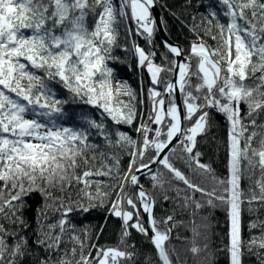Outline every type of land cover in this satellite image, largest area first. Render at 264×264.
I'll return each mask as SVG.
<instances>
[{
  "label": "snow or ice",
  "instance_id": "6c2138e0",
  "mask_svg": "<svg viewBox=\"0 0 264 264\" xmlns=\"http://www.w3.org/2000/svg\"><path fill=\"white\" fill-rule=\"evenodd\" d=\"M155 2L119 0L117 5L115 0H0V182H3L0 186V216L12 223L19 221L23 224L22 216H18L15 209H23L25 196L39 192L47 203L52 196L50 189L59 187L63 190L73 180L84 185L82 191L89 201L98 200L99 205L103 206L105 198L110 197V193L101 191L99 181L96 182L95 195L85 191L93 183L89 177L110 175L112 166L104 165L108 168L107 172L89 168L81 175L76 174L75 170L80 166L77 158L87 165L89 161L85 152L98 146L88 143L90 133L87 128L60 123L66 115L63 106L68 101L57 98L55 90L49 87L47 81L58 78V82H62L74 98L101 110L115 124L131 125L137 116L136 108L118 98L123 95L135 101L137 96L126 82H120L114 77V70L108 64L109 60L117 59L111 53L118 46V25L130 19L135 24L134 34L143 37L149 45L148 50H145L133 41L132 51L138 67L146 68L149 73L151 84L160 83L161 72H174L177 68L179 79L166 82L164 94L153 87L148 89L152 103L148 119L158 127L152 129L146 122L140 124L136 131L143 134L142 145L119 130H115L116 139H113L102 120L97 121L81 113L80 120L88 128L96 129V134L102 136L109 146L135 148L130 153L132 159L119 185L120 191L116 192V199L108 201L109 214L121 221L119 244L129 247V229H135L150 239L162 264H171L165 242L170 238L172 229L168 224L173 217H166L162 221L165 227L161 229V221H157L153 214L154 197L146 193L142 186L136 189V194L124 191L126 184H129V177L130 186L138 185L135 172L150 169L151 164H160L172 174V179L183 182L192 190L191 194L183 197L185 207L194 206L199 210L205 206H225L230 219L228 251L231 264H241V204L245 199L249 205L253 201L264 203V135L259 141V148H253L251 142L257 133L253 131L245 136L249 124L240 115L241 102L248 106V117L264 109V0H220L227 22L217 19L215 11L209 13L216 20L218 46L212 48L198 37L199 42H193L190 54L185 56L187 62L169 60L163 56L164 63L161 65L154 63L156 52L152 47L154 31L159 27L151 16ZM249 11L251 18L247 14ZM89 14L96 17L91 28L85 24ZM22 29L31 32L26 35ZM126 30L129 37L133 35L130 24ZM212 39L217 40V36ZM164 47L175 57L184 55L181 48L167 41ZM253 57H256L255 61ZM192 58L197 61L195 71L191 70ZM29 65L31 69L43 70L44 76L31 71ZM249 71L253 74L257 71L261 73L257 77L261 83L255 87L244 83L249 78ZM192 77L196 78L197 83H192ZM114 79L117 80L115 87ZM177 90L183 97V112L174 99L166 98L172 97ZM209 109L223 114L229 123L227 179L216 177L209 165L201 163V153L196 150L197 137L205 135L211 126ZM250 124L255 127L256 120L252 119ZM260 127L264 128V125ZM153 131L154 136L150 138L149 133ZM174 139L178 143L169 148ZM149 149L153 154L146 159ZM165 149L169 152L162 156ZM177 153V158L192 172L203 176L205 181L210 178L211 185L193 183L177 169L170 159L172 154ZM109 159L118 165L119 160L115 154ZM243 161H247V164L242 166ZM257 166L262 178L258 182L259 194L250 190L251 195L246 197L240 189L241 178L249 168ZM151 179L154 187H162L164 183L171 185V179H165L161 172L153 174ZM6 189L9 199L5 200L3 197ZM176 191L179 196L181 190ZM12 192L15 195H11ZM195 193L201 194L199 200L195 199ZM163 198L167 200L168 196L164 195ZM95 206L91 203L87 206L81 204L80 208L87 212ZM60 207L64 208L65 216L72 211L63 204ZM6 208L8 212H5ZM141 208L147 214V225L150 228L145 226ZM66 223L62 218L58 225H48L49 231L41 229L37 243L46 246L48 250H58L60 234L65 232ZM57 227L60 234L52 231ZM201 227L206 228L207 225H196L194 235L201 234L197 230ZM149 231L152 235H149ZM9 236L14 241L11 246L7 243ZM73 240L80 248V259L75 260L74 264H120L121 260L130 261L133 257L132 252L121 250L119 246L104 248L95 244L91 246L96 251L95 257L91 256V251L85 256L83 250L87 245L78 237L74 236ZM251 243L264 249V234L259 238L254 237ZM26 246L25 236L19 232H10L0 224V264H17V257L25 255ZM200 250L195 245L191 248L193 253ZM76 254L77 249L72 248V257L75 258ZM6 255L11 259L5 261ZM41 264L49 262L43 260ZM59 264H73V260L61 257Z\"/></svg>",
  "mask_w": 264,
  "mask_h": 264
},
{
  "label": "trees",
  "instance_id": "16d2710c",
  "mask_svg": "<svg viewBox=\"0 0 264 264\" xmlns=\"http://www.w3.org/2000/svg\"><path fill=\"white\" fill-rule=\"evenodd\" d=\"M119 3V0H115ZM161 12V18L165 33L169 40L181 46L184 57L190 54V45L193 42H199L198 37L203 41L215 48L218 46L219 33L216 27V20L210 16L211 11L217 13V19L221 22H227V18L223 14L224 6L221 5L220 0H156L155 2ZM87 11V10H86ZM251 18L250 11L247 13ZM96 17L89 14L85 18V24L90 28L94 26ZM131 25L130 19L127 22H121L118 27L120 35L117 39V45L112 50V57L108 64L114 70V77L126 80L132 91L136 94L137 99L131 101L129 97H125V101L133 104L137 111V116L131 125L128 124H115L106 114H102L101 110L93 108L84 104L79 98H74L62 84V82L47 81L49 87L53 88L56 96L59 99L68 101L63 107L65 109V117L60 121L64 126L87 128L89 135L88 143L97 145L95 149H88L85 155L88 157L89 163L85 165L83 160L79 157L77 162L80 165L76 168L77 175H81L83 171L91 168L93 171L101 170L108 171L105 164L112 166L110 175L91 176L88 179L92 181L90 189L95 195L97 184L100 182V189L103 192L110 193V197L105 198V204L99 205L98 200L89 201L85 196L84 185L77 183L75 180L70 185H67L63 190L59 187L50 189L52 196L48 198L45 203L44 198L39 192H32L25 196L23 209H15L18 216H22L24 223L20 224L19 221L12 223L10 220L0 216V224L10 232H19L27 239V246L24 249L25 255L20 258L17 257V264H41V261L47 260L49 264H59L61 257L66 259L75 260L80 259L79 244L73 240V237H78L87 245L83 252L87 256L91 251V256L95 257L96 251L91 246L95 244L97 247L112 248L120 247L133 253L132 259L121 260L120 264H161L153 247L147 237L137 232L135 229H129L130 235L127 238L129 247L125 248L120 245L121 221L119 218L109 214L110 203L109 200L116 199V192L120 191L119 185L122 178L128 172V166L132 159L131 152L135 151L132 146L120 147L109 146L102 136L96 134V129L88 128L87 124L80 120L81 113L88 114L91 118L97 121H103L106 129L112 133V138L115 137V130H119L127 134L133 140H136L138 145L143 143V134L136 131L142 122H146L152 129L158 127L149 119V113L152 108L151 100L148 96V89L150 87L156 88L162 94L165 90V83L171 81L172 72L163 71L160 73L158 85H152L145 69L138 67L137 58L132 51V42L135 41L139 46L147 50L149 48L145 45L140 36L127 35V25ZM25 34H30L31 30L22 29ZM217 36V40L212 37ZM264 42V41H262ZM152 47L156 52L154 63L161 65L164 63L163 56H167L169 60H173L171 54L160 42L156 32L154 31ZM213 59H216L213 57ZM256 60V57H253ZM27 64V61H24ZM196 59L192 58V71H195ZM169 66L170 65H166ZM29 69L37 74L44 76L43 70ZM261 73L257 71L253 74L249 71V78L244 81L245 84L255 87L261 81L257 79ZM47 80V78L45 77ZM192 83H197L196 78L192 77ZM14 95V94H13ZM255 95V94H254ZM173 99V98H169ZM142 101V102H141ZM181 103L183 108V97L181 96ZM211 112V126L205 135L197 137V148L201 153L200 162L205 163L211 167L214 174L218 178H229L228 160H229V123L225 116L221 113L209 109ZM240 115L245 119V123L249 124L248 131L245 136L255 131L257 135L252 139V147L259 148V141L264 135V109L253 112L251 117H248V106L244 102L240 103ZM27 118H32L28 116ZM252 119L256 120V126L250 124ZM150 138L154 136V131L149 133ZM164 138V137H162ZM243 143V141H242ZM101 153L104 155L102 156ZM113 154L119 160L118 165L112 159H109ZM152 150L146 153V159L151 156ZM251 155V153H249ZM177 154L170 156L173 165L185 174L193 183H200L211 185V179L205 181V178L197 173L192 172L187 165L177 158ZM94 157V159H93ZM258 159V158H256ZM140 163L137 157V164ZM247 161L242 162V166L246 165ZM118 168V171H117ZM157 172L164 174L165 179H171V185L164 183L163 186H153L151 176ZM130 178V177H129ZM261 170L259 166L249 168L242 176L240 181V189L245 196H250L251 191L255 190L259 194L258 182H261ZM140 186L150 196L154 197V216L157 221H161L160 228L163 229L165 225L162 221L172 216L173 220L169 222L168 227H171L170 238L165 242V249L169 255L171 264H231L230 253L228 247L230 244V219L225 210V206L211 208L205 206L196 210L194 206L185 207L183 197L186 194H191L192 190L188 189L183 182L172 179V174L169 173L162 166H158L152 173L143 176L139 179ZM3 182H0V186ZM175 186V187H172ZM176 189L181 190L180 195L177 196ZM124 191L130 194H135V191L126 184ZM11 195H15L12 192ZM164 195L168 196L165 200ZM201 198L200 193H195V199ZM3 199H9L7 189L4 192ZM2 203V201H0ZM18 203V202H14ZM95 204V207H90L87 212L80 208V205L85 206ZM63 204L65 207H70L72 211L64 215V208L60 207ZM126 206V205H125ZM9 210L6 208L5 212ZM66 220L65 232L60 234L59 227L53 229L54 234L61 235V243L59 249L56 251L46 249V246H41L37 243L38 233L49 231L48 225L59 224L61 219ZM206 218V219H203ZM195 220V224H193ZM131 223V222H130ZM175 225L172 227V225ZM206 224V228L197 229L201 234L194 235L193 229L196 225ZM256 224V227L250 225ZM264 203L260 201H253L251 205L245 202L241 204L240 215V236L243 241L241 249V264H264V249L258 245L252 244L254 237L259 238L264 232ZM18 238V237H17ZM13 237H7L9 246L13 244ZM134 245V247H131ZM199 247L201 250L198 253H193L191 248L193 246ZM207 245V247H205ZM76 248L77 254L75 258L71 255V249ZM251 248V250H249ZM67 253V255H66ZM11 259L10 256H5V261Z\"/></svg>",
  "mask_w": 264,
  "mask_h": 264
},
{
  "label": "water",
  "instance_id": "95a60500",
  "mask_svg": "<svg viewBox=\"0 0 264 264\" xmlns=\"http://www.w3.org/2000/svg\"><path fill=\"white\" fill-rule=\"evenodd\" d=\"M151 16H152V19H154L156 21V23L159 25V27L155 30V32H156L160 42L163 44V46H164V42L167 41L168 44L175 45V46H178L179 48H181V46L172 43L169 40V38L167 37V35L165 33V30H164V27H163V23H162L161 12H160V10H159V8H158L156 3L154 4L153 8L151 9ZM171 56L173 57V60H179L180 62H187L185 60L184 55L181 56V57H175V56H173V54H171ZM178 72H179L178 68L175 69L174 72H172V78H171L172 82H175V80L179 79ZM164 93H165V90H164L163 94ZM166 98L169 99L170 97H166ZM171 98H173L175 100V102L179 106L181 112H183L182 103H181V95H180L179 91L177 90ZM166 107H167V105H166ZM177 143H178V141L174 139L173 143L171 145H169V148L176 146ZM168 152H169V150L165 149V152L162 153L161 155L163 156L165 154H168ZM158 166H162V165H160V164H151L150 169H143L141 172H135V175L138 177V185H136V186H130V178H129V184L128 185L135 191V194H136V189L138 187H140L139 179L141 177H143V176H146V175L152 173ZM141 213H142L143 221L145 222V226L150 228V226L147 225V214L143 213L142 208H141ZM153 214H154V208H153ZM149 235H152V233L150 231H149ZM149 241H150V239H149ZM150 243H151V241H150ZM151 245H152L153 250L155 251V253H156V255H157L158 259H159L158 251L155 249V247H154V245L152 243H151ZM159 261L162 264V261L160 259H159Z\"/></svg>",
  "mask_w": 264,
  "mask_h": 264
},
{
  "label": "rangeland",
  "instance_id": "374dc122",
  "mask_svg": "<svg viewBox=\"0 0 264 264\" xmlns=\"http://www.w3.org/2000/svg\"><path fill=\"white\" fill-rule=\"evenodd\" d=\"M129 16H130V10H129ZM130 21H131V20H130ZM145 70H146V68H145ZM146 72H147V70H146ZM147 75L149 76V79H150V75H149L148 72H147ZM118 80H119L120 82H126L127 85H129V83H128L126 80L119 79V78H118ZM150 81H151V79H150ZM116 83H117V80L114 79V80H113V86H114V87H115ZM125 97H126V96L121 95L118 99H119V100H123V101H125ZM213 111H214V109H213Z\"/></svg>",
  "mask_w": 264,
  "mask_h": 264
},
{
  "label": "built area",
  "instance_id": "2783aa9c",
  "mask_svg": "<svg viewBox=\"0 0 264 264\" xmlns=\"http://www.w3.org/2000/svg\"><path fill=\"white\" fill-rule=\"evenodd\" d=\"M132 26H133V28H134V30H135V24H134V23H132ZM141 38L144 40L146 46L148 47V42H147L143 37H141ZM147 50H148V49H147ZM214 111L217 112L215 109H214ZM217 113H218V112H217ZM149 150H151V149H149Z\"/></svg>",
  "mask_w": 264,
  "mask_h": 264
}]
</instances>
